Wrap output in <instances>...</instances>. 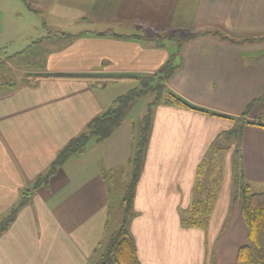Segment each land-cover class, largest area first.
Masks as SVG:
<instances>
[{
    "label": "crops",
    "instance_id": "0c3cea01",
    "mask_svg": "<svg viewBox=\"0 0 264 264\" xmlns=\"http://www.w3.org/2000/svg\"><path fill=\"white\" fill-rule=\"evenodd\" d=\"M26 3L36 16L34 30L46 33L35 42L36 33L29 36L25 43L32 44L0 59L13 77L3 73L0 82V220L58 152L128 91L114 88L138 84L132 76L153 74L166 62L167 40L181 48L169 91L228 117L253 103L248 119L264 124V0ZM185 29L193 34L180 38ZM206 30L219 35L193 37ZM158 40L162 47L155 46ZM232 127L226 118L155 107L129 222L140 264H236L248 231L240 202H232L231 150L207 224H181L201 162ZM133 136L127 116L106 140L91 142L61 166L48 187L33 192L0 235V264H95L115 231L112 187L126 183ZM241 154L243 180L251 190L264 188V127H244Z\"/></svg>",
    "mask_w": 264,
    "mask_h": 264
},
{
    "label": "trees",
    "instance_id": "16d2710c",
    "mask_svg": "<svg viewBox=\"0 0 264 264\" xmlns=\"http://www.w3.org/2000/svg\"><path fill=\"white\" fill-rule=\"evenodd\" d=\"M27 2V0H23ZM219 35L216 31H200L193 37L199 35ZM104 36V33L98 34ZM116 38L120 35L112 34ZM226 39L225 36H221ZM256 39H244L241 42L253 41ZM259 40H264L260 38ZM235 42L234 40H230ZM156 47H162V40L156 42ZM181 48L178 46L175 53L168 56L166 62L153 74L145 76H132L137 80L138 87L128 90L125 94L118 96L111 107L94 117L86 128L76 137L71 139L57 154L55 160L50 164L44 174L38 176L28 189L21 193L19 201L0 220V235L8 230L14 222L18 212L30 202L32 193L40 188H46L51 178L57 173L59 168L68 160L79 156L91 142H102L106 140L114 130H116L126 118L127 111L131 104L138 98L148 94H153V100L147 104L145 113L141 118L139 130L132 139V153L126 164L127 175L130 179L125 184L124 193L121 198L120 225L113 231L105 241L103 250L95 264H140L137 257V250L134 240L130 234L129 222L133 216V201L135 189L142 173L146 150L150 139L151 127L155 107L160 104H168L175 107L190 109L206 113L212 116L222 117L233 121V127L228 132L217 138L209 147L205 159L201 162L197 172V181L193 191V200L190 209L181 216V224L184 227L205 226L212 212L217 193L219 190L218 177L213 181L214 190L202 193L196 198V194L201 192L200 178L204 174L203 167L210 154L226 152L230 148L229 142L236 140L234 145V158H239L241 164L233 175L232 202H240L241 214L247 227L248 235L246 243L238 249L236 264H264V192H251L249 185L243 180L241 141L245 126L264 127L260 123L261 119L249 120L248 114L253 103H251L238 117H228L205 109L191 105L181 97L169 91L167 82L177 71L180 65ZM90 78V77H84ZM115 80L123 77H108ZM111 78V79H110ZM105 83L103 84V86ZM223 138L224 140L220 141ZM211 167V165H210ZM212 169H208V173Z\"/></svg>",
    "mask_w": 264,
    "mask_h": 264
},
{
    "label": "rangeland",
    "instance_id": "374dc122",
    "mask_svg": "<svg viewBox=\"0 0 264 264\" xmlns=\"http://www.w3.org/2000/svg\"><path fill=\"white\" fill-rule=\"evenodd\" d=\"M27 3L23 0H0V59H3V57H10L12 55H15L17 52H20L25 49V46L32 41H27L29 39V36H34L36 33V37L33 39V42L38 41L40 38H42L46 31H43L41 27L39 26L38 31L34 30V26L36 25V16L30 12L27 8ZM40 25V24H39ZM190 29L189 31H180V33H177V35L180 38H185L186 36L190 35ZM31 34V35H30ZM57 35V32L55 33ZM193 34V33H192ZM51 39L52 36H50ZM264 38V37H263ZM32 40V39H29ZM166 49L169 51V53H175L177 49L176 43H171L168 40L164 42ZM19 54V53H18ZM1 65H3V62L0 61V82L3 80V73L8 78H13L10 73L3 72V67L1 68ZM6 70V69H5ZM9 71V70H8ZM138 87L137 83L131 82V84L126 86V89L124 86L122 87L119 85L117 88H112L113 91L121 94L120 92H125V90H131L133 88ZM128 88V89H127ZM124 94V93H123ZM154 98L153 94H148L144 97L136 99L131 106L129 107L127 111V116L129 117L131 123L134 126L135 129V136L138 133L139 125L141 122V118L143 114L145 113L146 106L148 103H150ZM126 116V117H127ZM224 140L223 138L220 139V141ZM237 143L236 140H232V142H229L232 155H233V147ZM230 152H221V153H215L210 154L205 162V166L203 167L204 174L202 173V176L200 178L201 181V192H198L196 194V198L201 195L202 193L206 192H212L214 190L213 181L218 177L219 186L222 187L224 185V177H225V170H224V163L227 160L228 154ZM232 170L231 174L234 175L236 171L239 169L241 160L237 158H232ZM211 165V167H210ZM212 169L210 172L212 175L208 173V169ZM130 176L126 177V183L130 179ZM119 182L117 181V184ZM125 183V184H126ZM116 185H113L112 187V199L113 204V211L111 214L112 220L115 222L116 227L115 230L120 225V216H121V198L124 193L125 185H122L119 183L116 187ZM233 189H234V185ZM264 190V188L260 187H253L251 192H260ZM119 204V207H118ZM119 218V219H118Z\"/></svg>",
    "mask_w": 264,
    "mask_h": 264
}]
</instances>
